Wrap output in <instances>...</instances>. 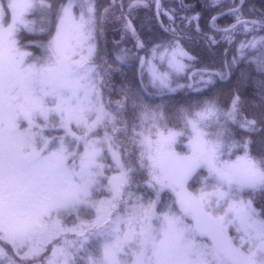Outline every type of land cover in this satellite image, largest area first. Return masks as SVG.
Listing matches in <instances>:
<instances>
[{
	"label": "snow or ice",
	"instance_id": "1",
	"mask_svg": "<svg viewBox=\"0 0 264 264\" xmlns=\"http://www.w3.org/2000/svg\"><path fill=\"white\" fill-rule=\"evenodd\" d=\"M0 264H264V0H0Z\"/></svg>",
	"mask_w": 264,
	"mask_h": 264
},
{
	"label": "trees",
	"instance_id": "2",
	"mask_svg": "<svg viewBox=\"0 0 264 264\" xmlns=\"http://www.w3.org/2000/svg\"><path fill=\"white\" fill-rule=\"evenodd\" d=\"M180 99H182V97H177V100L174 102H178Z\"/></svg>",
	"mask_w": 264,
	"mask_h": 264
}]
</instances>
